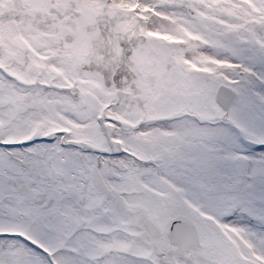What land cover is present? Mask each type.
Here are the masks:
<instances>
[{"label": "snow or ice", "instance_id": "snow-or-ice-1", "mask_svg": "<svg viewBox=\"0 0 264 264\" xmlns=\"http://www.w3.org/2000/svg\"><path fill=\"white\" fill-rule=\"evenodd\" d=\"M0 264H264V0H0Z\"/></svg>", "mask_w": 264, "mask_h": 264}]
</instances>
